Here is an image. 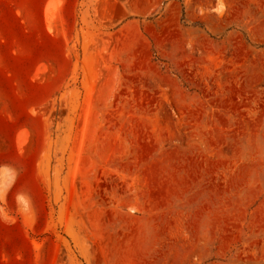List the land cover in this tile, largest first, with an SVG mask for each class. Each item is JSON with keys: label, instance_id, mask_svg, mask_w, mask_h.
<instances>
[{"label": "rangeland", "instance_id": "374dc122", "mask_svg": "<svg viewBox=\"0 0 264 264\" xmlns=\"http://www.w3.org/2000/svg\"><path fill=\"white\" fill-rule=\"evenodd\" d=\"M0 264H264V0H0Z\"/></svg>", "mask_w": 264, "mask_h": 264}, {"label": "bare ground", "instance_id": "6f19581e", "mask_svg": "<svg viewBox=\"0 0 264 264\" xmlns=\"http://www.w3.org/2000/svg\"><path fill=\"white\" fill-rule=\"evenodd\" d=\"M48 3H49V2H48ZM52 4H53V3H52ZM48 5H49V4H48ZM48 5H47V6H48ZM50 6H51V5H50ZM52 6H53V5H52ZM47 8H48V7H47ZM49 9H51V8H49ZM46 11H47V10H46ZM50 16H51V15H50ZM49 29H50V28H49ZM40 75H41V74H40ZM21 141H22V140H21ZM17 146H18V145H17ZM21 149H22V148H21Z\"/></svg>", "mask_w": 264, "mask_h": 264}]
</instances>
